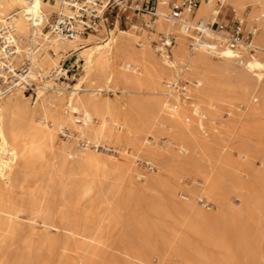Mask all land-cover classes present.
Returning a JSON list of instances; mask_svg holds the SVG:
<instances>
[{
	"label": "bare ground",
	"instance_id": "bare-ground-1",
	"mask_svg": "<svg viewBox=\"0 0 264 264\" xmlns=\"http://www.w3.org/2000/svg\"><path fill=\"white\" fill-rule=\"evenodd\" d=\"M168 2L159 0V16L154 31L145 30L141 35L145 41L141 42V48H137L133 45L135 33L122 29L119 32L116 28L108 32L103 29L98 34L72 40L53 29L46 32L44 26L51 23L54 13H72L64 0H0V37L9 32L6 42L15 46L9 69L4 75L8 72L17 75L19 64H27V83L30 80L37 83L34 87L36 99L32 102L23 98L25 85L0 96V264H9L2 255L9 254L22 240L23 246L36 241L51 253L57 241L53 238V231L66 232L77 243L75 249L95 256L98 247L104 244L102 231L91 230L82 222L98 226L107 214L112 215L114 227H123L122 234L116 240L112 239L115 242L112 252L124 264H154L153 255L159 257L157 264L236 263L233 258L234 240L238 237L240 219L247 213L252 218L258 212L256 208L253 211L245 209L253 200H250L248 181L244 177L250 179L256 173L264 176L263 169L260 171L254 165L256 155L245 149L247 144L264 143V87L261 86L260 100H256V104L250 102L246 90L248 86L259 87L264 79V0H225V6H230L233 14L244 20L247 7H253V18L249 20L251 28L255 29V50L251 54L243 45L237 51L228 47L189 50V39L180 24L166 18ZM216 10L214 2L203 1L196 17L207 20ZM161 34L163 37L174 36L176 41L167 53L161 41L158 57L153 42ZM74 52L83 73L75 83L61 86L52 72L63 73L64 69L59 68L62 61ZM212 56L220 61L214 62ZM130 69L135 73H130ZM163 76L169 80L165 85L160 82ZM192 77L198 79V84L190 88L197 100L189 105L191 115H188L183 105H173L166 97L177 90L179 80L189 81ZM106 93L109 96H102ZM112 93H118V100L112 98ZM140 93L148 95L139 96ZM224 108L230 115L228 120L219 119ZM80 118H83L82 122ZM167 122L171 124V144H195L194 147H199L206 155L213 145L207 136H212L217 143L224 141V132L235 133L240 160H234L224 151L214 156L211 154L214 160L204 166L199 162L201 155L198 159L195 152L180 156L159 148L145 147L133 137L138 126L160 130ZM120 123L122 130H119ZM65 129L70 130V136L78 133L95 145L102 141L117 145L122 153H128L126 149L129 146L137 145L149 160L155 161L159 174L145 175L144 178L148 184L146 191L153 197L145 202L149 203L157 219L149 221L141 215L136 199L132 213L126 216L124 210L131 201L130 191L124 188L125 163L106 160L98 154L99 149L79 150L72 139L60 141L59 134ZM104 148L112 150L108 146ZM108 164L112 168V176L105 171ZM54 166L62 174L57 184L61 199H58V207L51 203L53 199L51 202L47 199V185H43L44 180L46 182L44 174ZM185 174L198 175L192 179L202 185L203 194L213 203L212 208L204 209L196 204L197 192L181 182ZM32 182L38 183L30 184ZM180 187L187 194L181 195L185 201L178 198ZM18 188L20 196L16 194ZM156 188L162 189L164 194L154 198ZM230 190L237 192L239 206L228 201ZM127 193V198H124ZM86 196H92L90 209L86 210L85 216L83 213L84 217L72 218L69 209ZM24 203L34 216L32 221L43 227L41 233L34 226L28 230L22 226L20 218L24 209L21 205ZM214 206L216 209L213 210ZM246 226L241 230L245 232L243 228ZM74 262L88 264L89 258L81 256Z\"/></svg>",
	"mask_w": 264,
	"mask_h": 264
},
{
	"label": "rangeland",
	"instance_id": "rangeland-1",
	"mask_svg": "<svg viewBox=\"0 0 264 264\" xmlns=\"http://www.w3.org/2000/svg\"><path fill=\"white\" fill-rule=\"evenodd\" d=\"M47 1L54 2L55 0H47ZM144 1L145 0H122V3L120 5H117V6L113 5V6L109 7L105 11V16L107 17L108 25H109V27H107V29H105L106 32L111 31V29H113V28L117 29L116 32H119V30H121V29L133 32V33H135V37H134L135 39L133 41V45H134V47L141 48V46H142L141 42L145 41L144 36L143 37L141 36L144 33V31H145V29L142 28V18H149V16H147V15H145L143 13L138 15L137 11H135L134 9L136 7H140L143 4ZM225 12H226L227 20H231L235 16L233 14L230 6L226 7ZM245 13H247L246 14L247 16H246V19L244 21L246 22L247 27L251 28L252 25H251V21L249 19L253 18V7L252 6H248ZM57 15H58V13H54L52 15L53 18L51 17V23H46L45 24L44 30L46 32L52 31V27L51 26L54 24V21H55ZM5 26H8V25H5ZM10 28L11 27L8 26L7 29H10ZM10 30L12 31V29H10ZM101 36L105 37L106 35H104V36L101 35ZM162 39H163V34H161L160 37H158L157 40L153 42L154 52H155V54L158 57H159V55L161 53V51L159 50V45H160V42L162 41ZM189 50H191V49L189 48ZM169 51H170V48H169V50L166 51V53L169 52ZM249 54H251V53H249ZM0 58H1V54H0ZM11 58L8 59L9 63H10V59ZM77 58H78L77 54L75 52L72 53L71 55L67 56L62 61L61 66L59 67V68H63L64 69L63 73H58L57 74V70L52 72L53 76L57 78V82L61 86L67 87L70 84L75 83L76 80L82 75L83 68L80 66V63L76 62ZM212 59L214 60V62H219L220 61V59L218 57H216V56H212ZM1 61L4 62L5 60H3L1 58ZM1 61H0V63H1ZM19 65L20 66L16 68V71H17L18 74L22 73L23 70L24 69L26 70L27 67H28L27 64H19ZM66 68L69 69V70H66ZM7 70H8L7 68H4V69L1 68L0 69V73H1L0 77H2V79L5 82H8L14 75L13 72H8V73H6L4 75L5 71H7ZM129 72L130 73H135L133 71V69H130ZM167 81H169V80L165 76H163L160 79V82L163 83L164 85L167 84ZM197 84H198V79L195 78V77H192L189 81H187V80H184V81L179 80L178 83H177V90L173 92V95L167 96L166 98L169 97L170 98V103L173 104V105H179V104L183 105L184 106V111L188 115H191V112H190L191 107L190 106H192V104L195 103L197 98L194 97L191 94L190 88L195 87ZM23 85H25V87L22 88V90L24 92L23 98L26 101H28V102H32L33 100L36 99V97H34V92H35L34 87H36L37 83L35 81L30 80L29 83H22L19 86H23ZM170 85H172V84L170 83ZM19 86L13 88L12 90H16ZM261 86L264 87V79H263L262 83L259 85V87H257V88H253L251 86L247 87V89H246L248 91L247 92V95H248L247 97L249 98V100H250V102L252 104H256L260 100L259 92L262 89ZM175 94L177 95L176 97H178V99L174 97ZM147 95L148 94H146V93H140L139 94V96H147ZM102 96H104V97L105 96H109V93H106V94H104ZM27 98H29V100ZM112 98H114L115 100H118V93H112ZM125 100L126 99H124V102H126ZM181 100H183V101H181ZM256 100H258V101H256ZM179 101H181V102H179ZM229 116L230 115L228 113V110L226 108H224L223 110H221V115L219 116V119L228 120ZM38 117H40V115H38ZM120 124H121V128L119 130H122V128H123L122 123H120ZM170 127H171V124L168 123V122L165 123L161 127L160 130H158L156 128H150L149 129V128H144L142 126H138L137 129H136V132L133 134V137L137 138L140 142H142V144L145 147L159 148V149L165 150L167 152H174V153H176V154H178L180 156H189V155H191L192 153L195 152L197 154V158L198 159H199L198 156L201 155L200 159H199V162L203 163L204 166L208 165L210 163V160L211 161H212V159L214 160V158L212 156L218 155L219 153H222L224 151H225L224 153H228L234 160H240V153L238 151L239 142L236 139L235 133L230 134L229 132H224L223 135H222L224 141L223 142L220 141V142H217V143L214 142L215 140H214V138L212 136L211 137H210V135L207 136L209 141L213 144V145H211L212 147H210L209 151L212 149L211 151L214 152V153H212L210 151L208 153L209 155H206V153H203L204 151L202 149H200L199 147L195 148L194 147L195 144L192 145V146H190V145L187 146L185 144H179V145L171 144V142H169V141H171V139H170V130H171ZM184 135H187V133H185ZM59 139L62 142H67L69 139H72V141H74L75 146L79 150H82V151H87L88 152L91 149L92 150L93 149H99L98 154H100L102 157L106 158V160H108V161H112V160L113 161L114 160L115 161H123V163H125V166H126V169H127V175L125 176L126 177V181H124L125 182L124 188H125V190L127 192L130 191L129 198H130V201H131L130 204H129V207L124 210V214L126 216H128V215H130L132 213L133 207L135 205V199H136V201H137L136 203H138L137 205L139 206V213L141 215L145 216L146 219L149 220V221H153V220L157 219L155 212L150 210V208H149L150 205H149L148 202L153 197L148 191H146L145 187L148 184H147L146 179L144 178V176L145 175L146 176H156V175L159 174L160 170H159L158 164L155 161H153V160H149L148 156L145 154V152L142 151L140 148H138L137 145L136 146H129L126 149V152H128V153L124 152L125 153L124 154L122 152H119L120 147L117 146V145H111V144H108V143L102 141L101 143L97 142L96 145H98V144L99 145L96 147L95 144L89 142L87 139L81 138L78 135V133H75V135L70 136V130H68V129H65L64 132L59 134ZM104 146H106V147L108 146V147L112 148V150L108 151V150H106L104 148ZM170 147H171V149H170ZM245 149H246V151L252 152V153H254L256 155V157L253 160L254 161V165H256V167L259 168L260 171H262V169L264 171V143H256V145L247 144V146H245ZM211 154H212V156H211ZM108 167H109V164L107 166V169H105V171L106 172L108 171L110 173V175L112 176V168L109 167V169H108ZM52 168L50 167L48 169L49 171L47 170V172L44 174V178L46 179V182L44 180L43 185L44 186L47 185L46 186L47 188H50V187L54 188V189L45 188V190L47 192L46 196L48 197L47 199L50 202L53 199V201L51 203L54 204L55 206L57 205L56 207H58L60 205L59 203H60L61 199H60L59 185H57V184H59L62 174L60 173V171H58L57 166L56 167L54 166ZM243 174H245V173L243 172ZM256 174H253L250 179L247 176L244 177L245 180L248 181V185H249L248 186L249 187L248 193H249L250 200H253V201H250V203H248L246 205L245 209L247 211L248 210L249 211H253L256 208V211L258 209V212H257V214L253 215L252 218L247 213V215H245L242 219H240L241 223L239 222V225H238V228H237L238 229V237L235 238V240H234V254H233V258L236 260L235 264H264V255H262V254H264L263 253L264 252L263 251L264 250V243H261V242H264V234H263L264 233V212H263L264 211V201H263L264 200V194H260L262 192L264 193V186H263L264 185V178H262L264 176H263L262 173H256ZM197 176L198 175L185 174V175H183L181 177V182H182L183 186H186V187L190 186V188L194 189L197 192L196 193L197 196L195 198V201H196V204L199 207H202L204 209L212 208L213 207V203L203 194V189H201V188H203L202 185L199 184L200 185L199 186L198 183H195L194 180L192 179L193 177H197ZM254 176H255V178H254ZM257 177H258V181L259 182L257 181ZM260 181H262V182H260ZM254 182H255V184H254ZM37 183L38 182H32L30 184L35 185ZM199 189H200L201 193H200ZM235 190H230V193L228 192V194H227L228 195L227 198H228V201L230 203L232 202V204L234 206H239L240 205V198H239V196H238V194H237V192ZM258 191H261V192H258ZM139 193L141 194L142 198H141ZM16 194H17V196H20L21 191H20L19 188H18ZM163 194H164V191L162 189L156 188V191L154 192V198H156L157 195H163ZM49 195H50V197H49ZM181 195H187V194H186L185 190L180 187L179 190H178V198H179V200L185 201V199H183L181 197ZM123 196H124V198H127L128 193L124 194ZM236 196H238V197H236ZM262 196H263V198H262ZM137 197H140V198H137ZM256 197L258 198V200H257ZM55 199H57V200H55ZM58 199L60 201H58ZM91 199H92V196L83 197L81 199V201H79L80 203L78 202L76 206L71 207L69 209L70 214L72 215L71 217L72 218H75V216L84 217L85 213L88 211V208L90 209V207H91V205H90ZM138 199H139V201H138ZM147 200H148V202H145ZM201 201L209 202V207L204 205L205 202H201ZM140 202H141V204H140ZM132 203H133V205H132ZM20 204H21V202H20ZM85 204H86V206H85ZM144 204L146 205V208H145ZM253 205L256 206V207H254ZM21 207L24 209V213H23V215H21V218H20V222H21L22 226L26 230L30 229L31 226H34L35 229L39 233H41V230L43 231V227L38 222L34 223L32 221V218L34 216L31 215L30 212H28L29 211L28 205L24 203V204L21 205ZM260 208L262 209V211H261ZM127 209H129L130 211L127 210ZM214 209H216V206H214L213 210ZM143 210L146 211V212H144ZM259 211H260V213H259ZM83 213H84V216H83ZM147 213H149V214L147 215ZM151 213H152V215H151ZM258 213L260 215H258ZM107 215L105 217L106 219H104L98 226L94 225V224L92 225L93 227H95V229L91 226V224L87 225L84 222H82L83 224L81 223L83 226L86 225L91 230L100 229L102 231V237L104 239V244H101L98 247L97 255H95V256H92V255H90L87 252H83V251L81 252V251H78L77 249H75V244H77V243L75 242L74 239L70 238L68 236V234H65L66 232H63V231H53L52 232L53 238L55 240H57V241L55 242L53 251L51 253L46 248H41L39 246V243L36 242V241L35 242H31L29 244L25 243L24 244L25 247H24L23 246L24 242L22 240V241H20V242H18L17 244L14 245L15 248H13V250L9 254H3L2 256L5 257L7 263H9V264H14V263H16V264H22V263H24V264H28V263L29 264H31V263L32 264H39L42 261H47L48 264H61V263H63V264H79V263L74 262V260L75 261L78 260V258L81 257V256H85V257L89 258V263L88 264H115V263L124 264V261L122 259H120V258L118 259L117 257H114L113 252H112V245L115 244L114 240H116L122 234L123 230H121V229L123 227H122V225H117V227L116 226L114 227V225L112 224V215H109V214H107ZM261 216H263V217H261ZM24 217H25L26 220L23 219ZM109 223H111V224H109ZM248 223H251L250 226H248ZM26 224L28 225V227H27ZM245 225H247V226H246V228H243V229H245V232H244V230L242 231L241 228L245 227ZM254 226H256V227H254ZM252 228H255V229H252ZM113 229H114V231H112ZM259 229H260V231H259ZM253 230L256 233H254ZM244 233L248 234L249 237L245 236ZM58 234H59V236H58ZM251 234H252V237H251ZM259 236H262L263 239H262V237H259ZM64 237H66V238H64ZM246 237L248 238V240H247ZM112 239H114V240H112ZM63 240H64V242H63ZM105 240L108 243L105 242ZM109 240H111V241H109ZM71 241H73V242H71ZM246 241H248V242H246ZM249 241H250V245L248 246L247 243H249ZM239 242L241 243V245H240ZM69 244H71V245H69ZM105 244H107V245H105ZM243 244H244V246H243ZM258 244H260V245H258ZM120 245H121V243H120ZM240 246L242 248L245 247L246 250L245 249L243 250ZM21 248L22 249L25 248V249L22 250ZM29 248H30V252H28ZM239 248H241V249L239 250ZM68 250H70V252ZM236 250H237V252H235ZM34 252H35V254H34ZM36 252H37V254H36ZM26 255H28V256H26ZM33 255H35V256L33 257ZM9 256H10L11 259H9ZM88 256H90V257H88ZM152 260H153L152 262L154 264H157L158 261H159V257L157 255H153L152 256ZM30 261H31V263H30Z\"/></svg>",
	"mask_w": 264,
	"mask_h": 264
},
{
	"label": "built area",
	"instance_id": "built-area-1",
	"mask_svg": "<svg viewBox=\"0 0 264 264\" xmlns=\"http://www.w3.org/2000/svg\"><path fill=\"white\" fill-rule=\"evenodd\" d=\"M64 1L71 7L72 13L70 15L58 13L51 27L53 31L70 40L79 36L86 37L90 34H98L103 29H107L109 25L105 11L113 5L117 6L122 3V0ZM203 1H212L217 8L216 13L207 20L196 17L197 10ZM158 5L159 0H145L140 7L134 9L138 15L143 13L149 16V18H142V28L149 32L154 31L155 21L159 16ZM225 10V0H169L166 18L180 24L189 39L191 50L200 47L209 50L228 47L237 51L243 45L248 53L254 52V27L248 28L244 18L235 14L233 19L227 20ZM8 34L9 32L3 33L0 37V54L1 58L5 60L2 62L0 58L2 69H9L8 59L15 53L14 44L6 42ZM175 41L174 36L163 37L162 43L166 51L171 48ZM26 72L24 69L22 73L13 75L8 82L0 77V96L6 95L22 83H27ZM80 120L82 122L83 118ZM201 202H205L204 205L209 207V202Z\"/></svg>",
	"mask_w": 264,
	"mask_h": 264
},
{
	"label": "crops",
	"instance_id": "crops-1",
	"mask_svg": "<svg viewBox=\"0 0 264 264\" xmlns=\"http://www.w3.org/2000/svg\"><path fill=\"white\" fill-rule=\"evenodd\" d=\"M67 70H69V69H67Z\"/></svg>",
	"mask_w": 264,
	"mask_h": 264
}]
</instances>
